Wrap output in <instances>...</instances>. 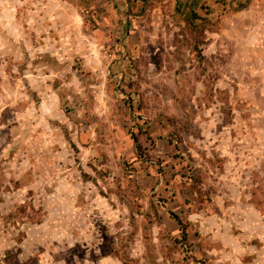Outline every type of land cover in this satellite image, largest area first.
Wrapping results in <instances>:
<instances>
[{
	"label": "rangeland",
	"instance_id": "obj_1",
	"mask_svg": "<svg viewBox=\"0 0 264 264\" xmlns=\"http://www.w3.org/2000/svg\"><path fill=\"white\" fill-rule=\"evenodd\" d=\"M146 1L0 0V264H264V0Z\"/></svg>",
	"mask_w": 264,
	"mask_h": 264
},
{
	"label": "crops",
	"instance_id": "obj_2",
	"mask_svg": "<svg viewBox=\"0 0 264 264\" xmlns=\"http://www.w3.org/2000/svg\"><path fill=\"white\" fill-rule=\"evenodd\" d=\"M139 2H142L146 5V8L144 9L143 13L137 15L134 14L132 12V14H130L129 10H128V3H127V10H128V14L129 16H134V17H141L143 16L146 11H147V7H148V1L146 0H136ZM259 0H229L228 4H224L222 2V0H176V6L175 8L177 9V6L179 7L180 4L183 2V7L181 9V13L187 12L188 10H193L194 12L200 10L202 6L201 4L204 2H207L205 5L209 6L208 8L212 10L211 16L215 17L216 19H222V20H227V19H233L234 17L236 18H252V16L257 13V6H256V2ZM130 2V9L132 11V7H131V0H129ZM241 2H243V6L239 7L238 4H240ZM203 8V7H202ZM229 9V14L227 12V9Z\"/></svg>",
	"mask_w": 264,
	"mask_h": 264
},
{
	"label": "water",
	"instance_id": "obj_3",
	"mask_svg": "<svg viewBox=\"0 0 264 264\" xmlns=\"http://www.w3.org/2000/svg\"><path fill=\"white\" fill-rule=\"evenodd\" d=\"M127 3H128V10H129L130 14H132V11L130 9V2H129V0H127ZM132 15H134V14H132Z\"/></svg>",
	"mask_w": 264,
	"mask_h": 264
}]
</instances>
